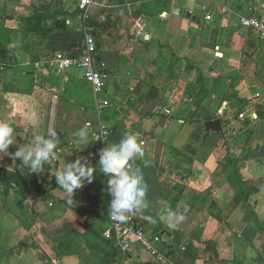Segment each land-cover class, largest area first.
Returning a JSON list of instances; mask_svg holds the SVG:
<instances>
[{"label":"crops","instance_id":"1","mask_svg":"<svg viewBox=\"0 0 264 264\" xmlns=\"http://www.w3.org/2000/svg\"><path fill=\"white\" fill-rule=\"evenodd\" d=\"M57 11L68 30L84 32L76 48L90 29L98 33L106 75L99 96L110 102L101 110L79 68L37 66L58 50L45 44L50 35L27 29L36 15ZM86 14L79 0H0V122L17 136L9 153L27 133L55 129L57 168L81 156L96 166L95 148L132 133L144 152L133 163L148 185V207L135 215L175 264H264V38L240 26L242 16L264 19V0H96ZM208 116L221 130L210 128ZM101 123L111 131L107 140ZM85 125L86 144L75 135ZM234 162L240 180L232 177ZM17 165L0 154V167L19 171L31 189L25 195L16 181L6 189L0 179V264H48L54 256L61 264H104L105 246L90 245L96 241L87 230L109 225L107 178L94 172L69 196L48 165L39 174ZM169 210L184 216L175 227L160 219ZM67 245L77 252L58 255ZM116 260L162 264L140 248L120 250Z\"/></svg>","mask_w":264,"mask_h":264},{"label":"clouds","instance_id":"2","mask_svg":"<svg viewBox=\"0 0 264 264\" xmlns=\"http://www.w3.org/2000/svg\"><path fill=\"white\" fill-rule=\"evenodd\" d=\"M28 141L21 144L14 152L9 153V146L16 144L14 128L7 122H0V154L10 155L13 161L19 160L23 169L30 173H41L45 165L50 176H54L57 185L69 196L74 190L82 188L86 183L94 180V172L102 173L106 179L105 192L111 199L107 214L118 222H125L132 215L147 209L146 193L148 185L144 181L139 167L134 166L136 157L143 158L144 152L137 137L132 133H125L118 143L106 144L98 150L99 160L96 166L88 162L87 157H77L74 162L64 163L57 168L58 156L56 152L58 138L55 129H49L48 134L32 136L27 133ZM80 143L89 142L88 126L76 131ZM23 138V137H22ZM84 160L85 163H81ZM151 220L152 217H145ZM161 220H167L171 227H175L174 220H183L184 216H177L169 210L167 215H161Z\"/></svg>","mask_w":264,"mask_h":264},{"label":"built area","instance_id":"3","mask_svg":"<svg viewBox=\"0 0 264 264\" xmlns=\"http://www.w3.org/2000/svg\"><path fill=\"white\" fill-rule=\"evenodd\" d=\"M96 0H79V7L84 10L87 17V9L95 3ZM205 19L212 20L211 12H205ZM241 30L253 29L258 30L259 35L264 38V19L259 15L242 16L240 18ZM98 41L93 34L92 29L86 34L85 45L75 56H70L63 51H56L50 58L43 60L42 63H37V66L44 64L48 69L66 70L72 67L79 68L85 79L92 85L94 92L98 95L97 108L101 110L109 105V100L101 95L106 87V75L102 66L97 60ZM240 118L245 117V113L239 114ZM100 137L107 140L111 136L109 127L103 123L100 124ZM103 237L112 240L115 247L123 252H132L136 248L145 251L157 262L162 264H175L173 258L168 251L161 248L159 238L150 235L143 222L136 216L132 215L125 222L114 221L109 217V225L103 231ZM48 264H61V259L54 256Z\"/></svg>","mask_w":264,"mask_h":264},{"label":"trees","instance_id":"4","mask_svg":"<svg viewBox=\"0 0 264 264\" xmlns=\"http://www.w3.org/2000/svg\"><path fill=\"white\" fill-rule=\"evenodd\" d=\"M64 14L63 11H57L54 13H44L36 15V19L34 23L30 22L28 31H36L39 34L50 38V41H46V45L51 47L54 50H60L67 53L70 56H75L79 52V48L75 47V44L84 38V32L80 30H68L65 27V19L61 18L60 16ZM50 22V23H49ZM45 23V24H44ZM51 24V25H50ZM85 24L93 25V22L85 20ZM48 26V27H47ZM50 29L55 30V32L51 35ZM93 34L98 39V33L94 29ZM49 40V39H48ZM242 113V112H240ZM239 113V114H240ZM213 119V116H208L206 120L209 122ZM98 145H101V140H99ZM93 153H98L97 148L93 150ZM237 162H234L233 169H232V177L238 178L240 180V173L236 167ZM0 179L5 184L6 189L9 187L12 181H16L17 184L22 188L25 192L24 194L27 195L31 189L28 187L25 178L20 174L17 170H8L6 168L0 167ZM35 191L38 193L40 197L45 200L53 199V196L46 191L43 187L35 188ZM84 194V193H83ZM81 194V197L84 198L85 196ZM78 212H83L81 209H76ZM88 235L94 237L96 243L90 242V245L96 246L97 244H104L105 246V257H104V264H116V256L120 249L115 247L112 240H108L103 237L101 232H98L94 229L87 230ZM165 245V243L163 244ZM60 246H65L60 243ZM67 248H58V255H63L66 253H76L77 250L75 249L74 245H67ZM193 245L192 243H187L185 246V252L188 254V257L195 262V256L193 252ZM172 251V250H170ZM173 252V251H172ZM169 253V252H168ZM170 255V254H169Z\"/></svg>","mask_w":264,"mask_h":264},{"label":"water","instance_id":"5","mask_svg":"<svg viewBox=\"0 0 264 264\" xmlns=\"http://www.w3.org/2000/svg\"><path fill=\"white\" fill-rule=\"evenodd\" d=\"M209 126L213 131L221 130V126L216 121H211Z\"/></svg>","mask_w":264,"mask_h":264},{"label":"rangeland","instance_id":"6","mask_svg":"<svg viewBox=\"0 0 264 264\" xmlns=\"http://www.w3.org/2000/svg\"><path fill=\"white\" fill-rule=\"evenodd\" d=\"M30 42H31V40H30ZM105 185H106V182H105ZM92 203V202H91Z\"/></svg>","mask_w":264,"mask_h":264}]
</instances>
